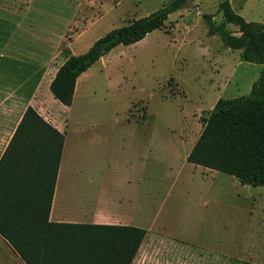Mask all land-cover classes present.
Listing matches in <instances>:
<instances>
[{"label":"rangeland","instance_id":"obj_1","mask_svg":"<svg viewBox=\"0 0 264 264\" xmlns=\"http://www.w3.org/2000/svg\"><path fill=\"white\" fill-rule=\"evenodd\" d=\"M169 1L27 0L13 18L5 15L7 26L0 20V37L65 34L67 44L82 31L76 46L83 53L110 30ZM222 1H190L170 14L161 29L135 44L117 46L106 60L107 68L102 69L103 63L94 66L88 86L66 110L67 131L95 130L98 142L91 147L95 160L75 161L98 171L108 167L107 155L118 150L116 142L122 134L160 137L155 177L134 188L139 189L144 206L140 224L158 232L168 260L233 255L248 245L247 254L252 255L256 246L257 257L240 264H264V247L258 244L263 234L259 222L264 217V187L243 185L231 175L188 163L189 145L181 142L196 141L201 116L215 99L248 95L260 74V65L242 61L240 51L228 49L217 35L207 33L202 15L221 22ZM228 5L253 28H264V0H228ZM228 29L239 34L238 26ZM47 109L44 116L56 124L61 113L50 103Z\"/></svg>","mask_w":264,"mask_h":264},{"label":"trees","instance_id":"obj_2","mask_svg":"<svg viewBox=\"0 0 264 264\" xmlns=\"http://www.w3.org/2000/svg\"><path fill=\"white\" fill-rule=\"evenodd\" d=\"M190 1L170 0L110 30L85 52L69 55L50 83L52 96L70 106L83 72L117 46L135 44L161 29L170 14ZM219 9L224 18L218 24L212 15H202L207 33L261 70L248 95L218 98L201 116L202 129L186 161L231 175L243 185L264 187V28L255 29L235 14L228 0ZM228 25L238 26L239 34ZM63 144V133L28 106L0 155V237L24 264H131L145 229L49 220Z\"/></svg>","mask_w":264,"mask_h":264},{"label":"crops","instance_id":"obj_3","mask_svg":"<svg viewBox=\"0 0 264 264\" xmlns=\"http://www.w3.org/2000/svg\"><path fill=\"white\" fill-rule=\"evenodd\" d=\"M25 2L27 0H0L2 25L7 26L8 18L5 15L17 14ZM81 32L77 31L67 44H64L65 34L53 36L43 33L25 37L9 34L0 37V155L5 151L28 106L33 107L64 135L49 220L62 223L126 225L145 229L146 237L131 264H240L244 259L254 260L258 248L254 246V253L249 255L247 251L251 250V246L248 245L233 255L216 254L208 259L189 255L184 259L168 260L162 251L165 243L158 232L152 226L142 227L140 223L144 217V206L139 200V189L134 187L155 177V167L161 150L158 135L122 134L116 142L118 150L107 155L106 169L98 171L88 165L76 163V158L92 162L95 160L91 147L98 140L95 130L86 129L87 127L67 131L66 110L88 86L94 66L103 63L102 69L107 68L115 49L77 78L72 104L64 106L52 96L49 86L65 59L69 55L81 54L76 46ZM88 48L89 46L84 51ZM121 74L118 71V76ZM49 103L61 113L57 116L56 124L44 116L49 113ZM181 142L189 145L188 155L195 141L185 143L181 139ZM259 223L263 234L258 244L264 247V217L260 218ZM0 242L4 246L1 245L0 248V264H24L1 237ZM235 249L238 247L235 246ZM7 250L12 255L8 259L5 258L8 255ZM156 257V262L151 260Z\"/></svg>","mask_w":264,"mask_h":264}]
</instances>
